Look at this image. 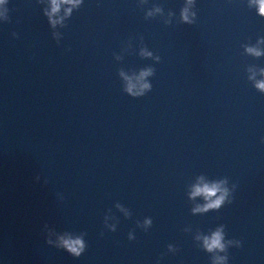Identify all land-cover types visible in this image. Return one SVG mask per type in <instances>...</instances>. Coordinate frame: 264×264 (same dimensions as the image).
Returning a JSON list of instances; mask_svg holds the SVG:
<instances>
[{
  "label": "water",
  "instance_id": "1",
  "mask_svg": "<svg viewBox=\"0 0 264 264\" xmlns=\"http://www.w3.org/2000/svg\"><path fill=\"white\" fill-rule=\"evenodd\" d=\"M56 2L0 4V264H264L257 0Z\"/></svg>",
  "mask_w": 264,
  "mask_h": 264
},
{
  "label": "clouds",
  "instance_id": "2",
  "mask_svg": "<svg viewBox=\"0 0 264 264\" xmlns=\"http://www.w3.org/2000/svg\"><path fill=\"white\" fill-rule=\"evenodd\" d=\"M5 2V0H0V4H3ZM64 2L66 3H72V0H64ZM53 3V8L52 11L55 12L58 9V4L56 2V0H52ZM257 3L259 5V12L261 14H264V0H257ZM249 51H252L251 49ZM257 55H259V53H256ZM145 75H147L148 73H144ZM142 87L147 88L148 85L145 84ZM257 87L264 90V81H261L260 83L257 84ZM131 90V89H129ZM217 187L216 186H204L202 188L198 187L196 188L194 195L196 194H204L206 197H211L212 195L215 194V192L217 191ZM217 204L220 203L219 200L216 201ZM49 244L52 243V241H47ZM206 246L209 250H212L214 248H223V245L221 244V235L219 232L213 234L212 238L210 240L206 241ZM57 247H62L64 248L67 252H69L70 254H72L73 256H80V254L85 250V245L83 243L82 240L80 239H68V238H64V237H60L59 238V242L57 244Z\"/></svg>",
  "mask_w": 264,
  "mask_h": 264
}]
</instances>
